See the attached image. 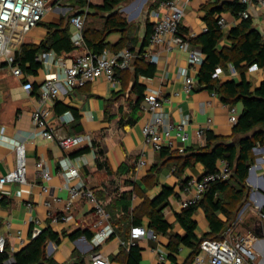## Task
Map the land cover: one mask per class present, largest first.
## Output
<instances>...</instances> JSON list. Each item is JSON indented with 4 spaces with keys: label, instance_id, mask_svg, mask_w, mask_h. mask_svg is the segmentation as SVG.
Masks as SVG:
<instances>
[{
    "label": "crops",
    "instance_id": "crops-1",
    "mask_svg": "<svg viewBox=\"0 0 264 264\" xmlns=\"http://www.w3.org/2000/svg\"><path fill=\"white\" fill-rule=\"evenodd\" d=\"M214 1L189 0L187 3L181 26L187 34H194L191 39L205 32L206 10ZM88 2L101 4L90 0ZM127 2L124 7L120 5L117 13L125 18L129 24L128 28L122 32L113 31L104 35V44L111 52L120 49L133 51L136 57L130 68L118 72L114 84L101 78L72 91H67L61 85L60 94L52 103L47 104L52 111L49 121L53 126L55 138L77 134H89L93 138L92 149L72 157L73 152L85 148L80 147L71 151L69 157L79 164L80 179L108 214V220L103 224H109L114 231L100 246L91 243L94 234L102 225L98 223V217L90 203L84 200L76 202L73 220L69 223H52L48 217V213L58 216L61 214L62 206L54 203L53 198L64 201L68 196L57 166L64 153L55 140L42 138L31 120L33 111L38 107L40 84L47 76L59 74L57 64L46 62L48 54L54 53L68 65L83 50L74 49L69 53L57 54L49 50L41 53L38 56L40 67L33 74L20 69L21 77L14 76L11 68L0 63V177L15 166L14 153L9 144L24 140L29 181L27 185H0V234L5 235L7 240L6 248L10 255L7 264L13 263V256L46 229L53 231L58 241H46L44 254L57 264H74L78 260L90 264L92 258L97 255L107 259L109 264H125L129 245H123L122 240L128 236L133 221L151 231L146 204L157 199L164 191L169 192V196L157 209L162 211L164 220L171 227L164 235L157 234L155 240L145 237L132 243V246L139 250L138 264L192 262V251L189 247L179 244L177 253H173L169 245L185 236L176 219V215L183 210L179 204L184 197L182 186L187 179L200 178L204 174V167L195 163L177 174L174 172L175 164L182 155L177 153L179 143L164 152H155L145 145L142 127L151 119V115L145 110L143 98L149 92H156L162 100L160 113L164 117L174 123L188 120L189 139L185 150L205 145V138L198 139L194 135L198 127H205L206 131L214 136L232 140L233 126L228 120L230 107L223 104L217 96H212V92L199 88L200 66H192L187 53L177 49L168 51L164 46H150L148 42L143 45L151 27L162 15L157 2ZM219 2L225 4V9L219 15L214 14L215 19L222 17L225 20V27L220 30L222 38L217 44L220 51L230 46L227 35L240 25L244 18L241 12L235 16L229 7L234 2L237 3V0ZM50 7L36 28L23 35L18 45L11 44L15 52L20 50L21 44H51L53 40L59 39L64 31L71 37L73 28L69 24V18L81 12L76 0H55ZM243 11L248 14L245 20H248L251 27L264 39V10L254 5L244 8ZM87 12V8L81 12L85 16L86 27L100 32L103 19L88 17ZM47 25H50L51 29H48ZM17 41L18 39L15 42ZM190 46L201 53L198 45ZM150 59L155 61L151 63ZM145 63L154 65L152 77L144 75ZM220 70L217 78L219 82L240 80V75L230 63ZM184 74L190 76L195 83L189 93L183 90ZM244 78L250 84V91H254L264 81V69L249 67L244 72ZM26 83H31L32 90L23 89ZM140 94L142 98L137 105L135 102ZM233 108L238 118L242 104L238 103ZM251 155V173H248L245 181L248 188L246 198L238 204V210L235 214H230L229 219L220 212H216L214 218L224 227L231 226L234 233L238 234L254 231L261 224L262 237L257 236L254 249L259 264H264V218L260 217L261 209L264 208V146L254 148ZM40 160L44 162L50 174L49 180L44 183L34 178L35 163ZM140 160L144 161V166H138ZM220 161H217L216 167L220 165ZM43 184L49 188V194L41 192L40 186ZM51 200L52 205L47 208L44 203ZM229 200L227 199V202ZM192 219L196 225L194 233L198 239L210 234V225L201 207L194 211ZM18 232L25 239L23 246H18Z\"/></svg>",
    "mask_w": 264,
    "mask_h": 264
},
{
    "label": "built area",
    "instance_id": "built-area-1",
    "mask_svg": "<svg viewBox=\"0 0 264 264\" xmlns=\"http://www.w3.org/2000/svg\"><path fill=\"white\" fill-rule=\"evenodd\" d=\"M55 0H0V63L6 64L12 70V74L21 77L22 73L18 65L14 64L15 51L11 44H19L20 39L30 30L36 28L42 22L44 16L50 10V4ZM222 1V0H218ZM189 0H166L158 3V8L162 10V15L153 24L152 31L148 36L150 46H164L168 51L180 50L188 55L190 64L194 67L201 66L203 55L191 48L189 39L194 34L182 35L180 32L181 22L184 16L185 7ZM237 3L243 8L257 6L264 10V0H237ZM241 16L248 18V14L243 11ZM69 24L73 28L70 40L75 49L83 50L81 54L74 57L70 64H65L57 58L54 53L48 54L46 62L48 64H57L59 74L57 76H47L38 88V107L33 111L31 120L35 129L40 131L42 138L48 141L55 140L57 145L63 151L64 156L58 160L57 166L59 173L63 177L67 188V199L62 201L59 198H53V202L60 204L61 214L55 215L48 213L52 223H69L73 220V208L76 202L84 200L93 207L94 214L98 217L101 229L94 234L91 243L94 246H100L114 231L109 224H103L108 220V214L105 212L101 203L97 201L93 192L79 177V164L69 157V153L80 147L92 149L93 138L89 134H77L55 138L54 129L49 119L52 115L51 109L47 106L52 103L60 94V86H64L67 91H72L78 87L92 83L103 78L108 83H116V72L125 71L130 68L136 55L128 49H121L117 52H111L103 49L99 54L89 51L85 45L83 31L85 25V16L74 14L69 18ZM219 29H224L225 20L220 17L217 19ZM16 39H18L17 42ZM151 63L155 60L150 59ZM46 63V64H47ZM256 65L251 68H256ZM221 68H217L213 77L218 78ZM183 90L191 92L194 88V80L184 74ZM25 91L32 90L31 83L23 85ZM212 96H216L212 93ZM145 110L151 115V119L142 127L144 143L155 152L163 149H171L177 143L179 147L177 152L182 154L185 151V144L189 139V123L183 120L174 123L160 113L162 100L156 92H149L143 98ZM229 123L234 126L237 122L236 111L230 107ZM206 128L198 127L194 135L198 139L205 138ZM15 157V166L12 170L0 177V185L16 183L27 185L28 173L25 158V141L17 140L9 144ZM144 161L140 160L138 166H144ZM34 178L43 183L48 181L50 174L43 161L35 163ZM231 175L228 163L220 161L214 173L202 175L200 178H190L182 186L183 199L180 201V207L187 209L196 205L201 199L208 186L215 182L226 181ZM41 192L49 194L47 185L40 186ZM44 205L50 208L51 201H46ZM261 218L264 215L260 214ZM149 237L153 240L157 234L147 230L142 226H131L128 232L127 241L123 245H132V243ZM18 246H23L25 239L21 233L16 235ZM257 235L253 230L244 233H234L232 228H228L221 236L220 240H203L199 244V253L194 256L191 264H259L254 244ZM6 236L0 234V253L6 248ZM162 260L163 257L161 256ZM69 264V263H63ZM90 264H109L107 259L97 255L94 256Z\"/></svg>",
    "mask_w": 264,
    "mask_h": 264
},
{
    "label": "trees",
    "instance_id": "trees-1",
    "mask_svg": "<svg viewBox=\"0 0 264 264\" xmlns=\"http://www.w3.org/2000/svg\"><path fill=\"white\" fill-rule=\"evenodd\" d=\"M127 1L102 0L100 5H94L89 3L88 0H76L79 11H85L87 8L89 11L86 13L88 17L94 16L103 19V27L100 32L90 30L86 27V24L84 25L83 37L89 51L99 54L108 47L104 44V35L113 31L122 32L128 28L129 24L125 18L117 13L120 5ZM155 1L158 4L160 1L166 0ZM152 7L153 5L150 6V8ZM229 7L235 16L244 10L243 6L236 2ZM224 9L225 4L215 0L213 5L206 10L204 17L205 32L188 40L190 45H198L203 55V62L198 72L199 88L215 93L219 100L229 107H234L238 103L242 104V111L232 128L234 136L232 140L214 136L211 132L206 131L205 145L201 148L186 149L175 164L174 172L177 174L186 167L200 163L204 167L203 175H208L216 171V163L219 160L226 161L231 170L228 180L210 184L202 199L196 205L183 209L181 213L176 215V219L184 230L185 236L176 239L177 242L174 244L171 242L169 247L173 253H177L179 244L189 247L192 251V260L199 253L201 241L220 240L221 235L231 227L229 225L224 227L223 224L214 218V214L220 212L229 219L231 217L230 214H235L236 210H238V204L243 202L248 193L245 181L253 161L251 152L257 146H264V81L257 89L250 91V84L244 78V72L253 65L264 69V39H262L258 31L251 27L249 21L244 19L240 25L228 33L227 39L231 43L230 46L219 51L217 44L222 38V33L217 26V19L214 18V14L219 15ZM47 28L51 29V26L47 25ZM151 31L152 27L149 34ZM180 32L182 35H187L183 26H180ZM149 34H147L143 45L147 44ZM74 49L70 41V35L64 31L62 36L57 40H53L51 44L45 42L39 45L21 44L20 50L15 52L14 64L18 65L23 72L33 74L41 65L38 61V56L41 53L49 50L54 51L56 54L69 53ZM228 63L240 75L238 82H219L218 79L213 77L217 68H223ZM143 69L144 75L153 76L155 69L153 64L145 63ZM118 72H116V76ZM141 98L140 94L135 104L138 105ZM165 150L168 149H163L160 152ZM88 151L89 148L85 147L73 152L71 156L76 157ZM168 196L169 192L164 191L157 199L146 204L149 229L154 234L164 235L171 227L164 220L162 211L157 209L167 201ZM227 199L230 200L227 202ZM198 207H201L204 211L211 230L210 234L204 235L200 239L194 233L196 225L192 219V215ZM260 214L264 215V208L261 209ZM131 225L139 226V223L133 221ZM127 237L122 241L126 242ZM48 240L58 241L57 235L50 229L41 232L18 251L13 256V263L11 264H57L51 258L45 257L44 245ZM128 249L125 264H138L139 250L132 245H129ZM9 259L10 255L7 252V248H5L0 253V264H7ZM74 264H85V262L78 260Z\"/></svg>",
    "mask_w": 264,
    "mask_h": 264
},
{
    "label": "water",
    "instance_id": "water-1",
    "mask_svg": "<svg viewBox=\"0 0 264 264\" xmlns=\"http://www.w3.org/2000/svg\"><path fill=\"white\" fill-rule=\"evenodd\" d=\"M76 14H82V13L79 12ZM250 173H251V168L249 169V174ZM254 232L256 233L257 236L262 237V226H261V224L257 228L254 229Z\"/></svg>",
    "mask_w": 264,
    "mask_h": 264
},
{
    "label": "rangeland",
    "instance_id": "rangeland-1",
    "mask_svg": "<svg viewBox=\"0 0 264 264\" xmlns=\"http://www.w3.org/2000/svg\"><path fill=\"white\" fill-rule=\"evenodd\" d=\"M90 1H92V2H101V0H90ZM127 3H128V2H127ZM127 3L122 4L121 7H124ZM142 14H144V11H143ZM9 68H10V67H9ZM10 70H11V69H10Z\"/></svg>",
    "mask_w": 264,
    "mask_h": 264
}]
</instances>
